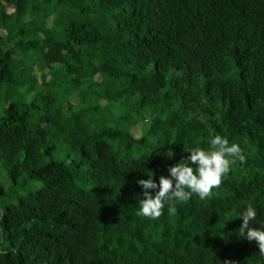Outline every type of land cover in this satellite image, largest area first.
Instances as JSON below:
<instances>
[{
	"label": "trees",
	"instance_id": "16d2710c",
	"mask_svg": "<svg viewBox=\"0 0 264 264\" xmlns=\"http://www.w3.org/2000/svg\"><path fill=\"white\" fill-rule=\"evenodd\" d=\"M0 31V160L44 183L0 206V264H264L238 234L249 201L264 230V0H0ZM56 67L78 103L34 116L39 96L16 95ZM214 134L247 162L209 199L139 215L138 180L159 184Z\"/></svg>",
	"mask_w": 264,
	"mask_h": 264
},
{
	"label": "clouds",
	"instance_id": "9594fccd",
	"mask_svg": "<svg viewBox=\"0 0 264 264\" xmlns=\"http://www.w3.org/2000/svg\"><path fill=\"white\" fill-rule=\"evenodd\" d=\"M247 162L240 145L229 141L218 134L210 139L207 148L197 146L190 150V156L168 168L169 176H161L157 184L151 176L149 179L138 180L143 189V198L139 201V215L150 219H158L164 212L165 204L168 205L170 215L176 212V203H187L193 196L201 201L211 198L213 189L219 188L232 167ZM194 165V167H193ZM159 189L155 196L151 191ZM243 224L238 230L240 237L248 241H255L259 253L264 256V230L250 227L256 220L257 211L249 201L246 210L241 213ZM225 264H233L226 261Z\"/></svg>",
	"mask_w": 264,
	"mask_h": 264
},
{
	"label": "rangeland",
	"instance_id": "374dc122",
	"mask_svg": "<svg viewBox=\"0 0 264 264\" xmlns=\"http://www.w3.org/2000/svg\"><path fill=\"white\" fill-rule=\"evenodd\" d=\"M13 10L14 9L12 7L9 8V12H12ZM0 34H5V31H0ZM56 69L58 68L56 67ZM57 71H58L57 75H55V79H54L56 81L55 85H54L55 83L54 81V83L52 84L53 86H49L47 87V89H44L43 91H41V89L36 87L33 93H28L25 94L24 96L20 94L16 95V98L18 100H24L25 102H32L34 95H37V97L39 96V100L37 101L38 108L37 110L34 111V116H40V114L43 111H45L46 108L49 109L48 111L52 113H57L56 111L61 109V106L72 100L73 102L78 103V97L74 96L71 87H69V84H64L65 78L62 74L63 70L58 69ZM37 74L41 75L38 71ZM42 95H50L56 100L53 101L51 105L47 106L41 98ZM103 103L105 102L103 101ZM75 109H77V107H75ZM42 125H45V123H43ZM51 132L52 133H50V135L48 136L45 145L54 144L56 146V150L54 152L55 157L58 159L66 158L71 152L68 147V144L65 141L63 134L60 131L56 130L55 128H52ZM134 133L135 135L139 136L140 130L137 129L134 131ZM0 185L3 187V189H5L6 193L8 194V195H0V206L6 204L10 200L17 201L19 196H24L31 192H36L44 187V183L41 180L33 177L31 178L29 174H26L23 177H21L18 183H14L10 175V170L8 166L2 160H0ZM0 240H2L1 232H0ZM3 246L7 248L8 243L5 242Z\"/></svg>",
	"mask_w": 264,
	"mask_h": 264
}]
</instances>
